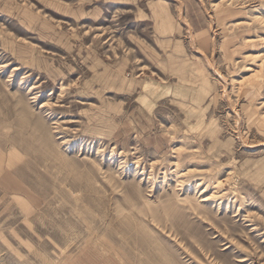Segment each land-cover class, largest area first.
<instances>
[{
    "label": "rangeland",
    "instance_id": "obj_1",
    "mask_svg": "<svg viewBox=\"0 0 264 264\" xmlns=\"http://www.w3.org/2000/svg\"><path fill=\"white\" fill-rule=\"evenodd\" d=\"M0 264H264V0H0Z\"/></svg>",
    "mask_w": 264,
    "mask_h": 264
}]
</instances>
